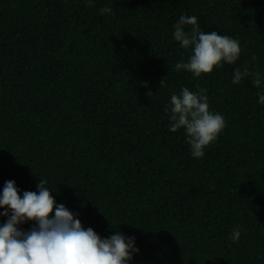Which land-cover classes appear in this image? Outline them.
Instances as JSON below:
<instances>
[{"label":"trees","instance_id":"trees-1","mask_svg":"<svg viewBox=\"0 0 264 264\" xmlns=\"http://www.w3.org/2000/svg\"><path fill=\"white\" fill-rule=\"evenodd\" d=\"M182 14L238 39L237 64L177 72ZM245 64L264 74V0H0V190L44 178L85 228L134 235L131 264H264V105L251 78L231 84ZM182 87L226 120L200 159L168 130Z\"/></svg>","mask_w":264,"mask_h":264},{"label":"clouds","instance_id":"clouds-1","mask_svg":"<svg viewBox=\"0 0 264 264\" xmlns=\"http://www.w3.org/2000/svg\"><path fill=\"white\" fill-rule=\"evenodd\" d=\"M92 6L94 0H85ZM112 8L99 9L101 16L111 14ZM187 26H191L190 28ZM172 40L188 51L187 59L175 63L177 72L185 71L193 78L211 73L223 64L236 65L241 55L240 41L218 31L205 32L196 16L182 14L173 25ZM256 57H252L255 62ZM251 78L258 90L257 103L264 105V74L251 71L247 64L237 65L231 84L239 85ZM148 88L147 81L142 82ZM160 87H167L165 79ZM165 108L168 130H183L184 143L193 158H203L205 150L217 140L226 127L222 113L211 110L207 89L193 91L182 87L172 91ZM152 97L149 90L146 93ZM36 191H22L15 180H7L0 190V264H131L140 249L134 235L115 231L101 237L92 227L85 228L79 214L65 204L57 203L48 181L41 177ZM51 214V215H50ZM32 222L31 227L22 225ZM241 226H235L230 241L238 243Z\"/></svg>","mask_w":264,"mask_h":264}]
</instances>
